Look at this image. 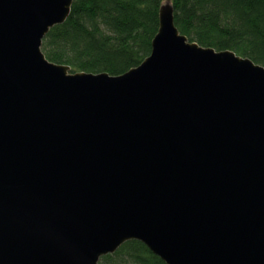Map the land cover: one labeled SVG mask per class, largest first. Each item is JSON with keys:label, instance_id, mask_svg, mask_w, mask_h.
Masks as SVG:
<instances>
[{"label": "water", "instance_id": "95a60500", "mask_svg": "<svg viewBox=\"0 0 264 264\" xmlns=\"http://www.w3.org/2000/svg\"><path fill=\"white\" fill-rule=\"evenodd\" d=\"M73 0H0V264H264V65L160 7L120 75L47 59Z\"/></svg>", "mask_w": 264, "mask_h": 264}, {"label": "trees", "instance_id": "16d2710c", "mask_svg": "<svg viewBox=\"0 0 264 264\" xmlns=\"http://www.w3.org/2000/svg\"><path fill=\"white\" fill-rule=\"evenodd\" d=\"M166 0H73L67 20L44 37L47 59L73 71L120 75L150 55ZM181 34L264 65V0H170ZM99 264H166L131 239Z\"/></svg>", "mask_w": 264, "mask_h": 264}, {"label": "rangeland", "instance_id": "374dc122", "mask_svg": "<svg viewBox=\"0 0 264 264\" xmlns=\"http://www.w3.org/2000/svg\"><path fill=\"white\" fill-rule=\"evenodd\" d=\"M165 2H170V0H166Z\"/></svg>", "mask_w": 264, "mask_h": 264}]
</instances>
